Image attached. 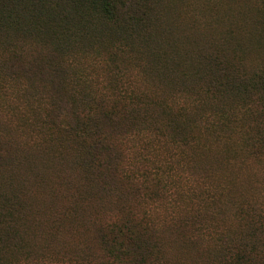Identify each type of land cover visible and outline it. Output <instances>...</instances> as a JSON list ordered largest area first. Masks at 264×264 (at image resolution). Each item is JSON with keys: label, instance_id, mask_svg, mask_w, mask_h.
<instances>
[{"label": "trees", "instance_id": "1", "mask_svg": "<svg viewBox=\"0 0 264 264\" xmlns=\"http://www.w3.org/2000/svg\"><path fill=\"white\" fill-rule=\"evenodd\" d=\"M0 264H264V0H0Z\"/></svg>", "mask_w": 264, "mask_h": 264}, {"label": "bare ground", "instance_id": "2", "mask_svg": "<svg viewBox=\"0 0 264 264\" xmlns=\"http://www.w3.org/2000/svg\"><path fill=\"white\" fill-rule=\"evenodd\" d=\"M183 17V16H182ZM227 17V16H226ZM241 20V19H240ZM179 23V22H178ZM239 23V22H238ZM234 25V24H233ZM179 26V25H178ZM243 26V25H242ZM252 26V25H251ZM205 28H206V26H205ZM237 28V27H236ZM196 29V28H195ZM213 29V28H212ZM242 29V28H241ZM252 29V28H251ZM248 31V30H247ZM198 32V31H197ZM202 32V31H201ZM242 37V36H241ZM209 38V37H208ZM207 38V39H208ZM165 41V40H164ZM228 42V41H227ZM231 42V41H230ZM234 44V43H233ZM231 45V44H230ZM240 49V48H239ZM241 49H242V47H241ZM63 175V174H62ZM49 185V184H48ZM54 187V186H53ZM61 194V193H60ZM44 195V194H43ZM59 195V194H58ZM54 197V196H53ZM42 201V200H41ZM37 202V201H36ZM45 203V202H44ZM40 205V204H39ZM31 222V221H30ZM37 226V225H36ZM37 230V229H36ZM35 231V230H34Z\"/></svg>", "mask_w": 264, "mask_h": 264}]
</instances>
